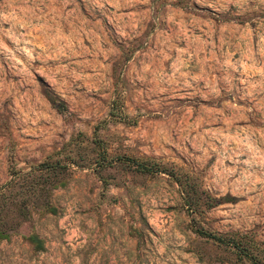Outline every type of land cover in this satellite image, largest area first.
Segmentation results:
<instances>
[{"label":"rangeland","instance_id":"rangeland-1","mask_svg":"<svg viewBox=\"0 0 264 264\" xmlns=\"http://www.w3.org/2000/svg\"><path fill=\"white\" fill-rule=\"evenodd\" d=\"M0 264H264V0H0Z\"/></svg>","mask_w":264,"mask_h":264},{"label":"trees","instance_id":"trees-1","mask_svg":"<svg viewBox=\"0 0 264 264\" xmlns=\"http://www.w3.org/2000/svg\"><path fill=\"white\" fill-rule=\"evenodd\" d=\"M30 238H31V240L38 241V239H37V237L35 235H31Z\"/></svg>","mask_w":264,"mask_h":264}]
</instances>
